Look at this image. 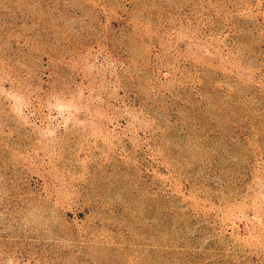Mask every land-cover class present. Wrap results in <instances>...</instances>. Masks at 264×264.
Here are the masks:
<instances>
[{"label":"rangeland","instance_id":"obj_1","mask_svg":"<svg viewBox=\"0 0 264 264\" xmlns=\"http://www.w3.org/2000/svg\"><path fill=\"white\" fill-rule=\"evenodd\" d=\"M0 264H264V0H0Z\"/></svg>","mask_w":264,"mask_h":264}]
</instances>
